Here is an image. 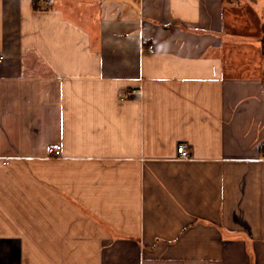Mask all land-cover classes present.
Listing matches in <instances>:
<instances>
[{
  "label": "crops",
  "instance_id": "crops-1",
  "mask_svg": "<svg viewBox=\"0 0 264 264\" xmlns=\"http://www.w3.org/2000/svg\"><path fill=\"white\" fill-rule=\"evenodd\" d=\"M263 28L264 0H0V264H264Z\"/></svg>",
  "mask_w": 264,
  "mask_h": 264
},
{
  "label": "built area",
  "instance_id": "built-area-1",
  "mask_svg": "<svg viewBox=\"0 0 264 264\" xmlns=\"http://www.w3.org/2000/svg\"><path fill=\"white\" fill-rule=\"evenodd\" d=\"M141 51L153 52L154 51L153 45L152 44H146V45L142 44ZM3 57H4L3 54L0 53V61L3 59ZM132 93H140V90L137 88H134V89L127 90V91L123 92L122 95L127 96V95L132 94ZM176 150H177V154H178L177 156L179 158H183V159L189 158L190 155H189L187 148L183 142H179L177 144ZM48 151L53 153L54 155H58V153H59V149L55 148L53 146H49Z\"/></svg>",
  "mask_w": 264,
  "mask_h": 264
},
{
  "label": "trees",
  "instance_id": "trees-1",
  "mask_svg": "<svg viewBox=\"0 0 264 264\" xmlns=\"http://www.w3.org/2000/svg\"><path fill=\"white\" fill-rule=\"evenodd\" d=\"M261 49H262V52L264 54V37H262V39H261Z\"/></svg>",
  "mask_w": 264,
  "mask_h": 264
},
{
  "label": "rangeland",
  "instance_id": "rangeland-1",
  "mask_svg": "<svg viewBox=\"0 0 264 264\" xmlns=\"http://www.w3.org/2000/svg\"><path fill=\"white\" fill-rule=\"evenodd\" d=\"M262 37H264V28H263V33H262V35H261Z\"/></svg>",
  "mask_w": 264,
  "mask_h": 264
}]
</instances>
